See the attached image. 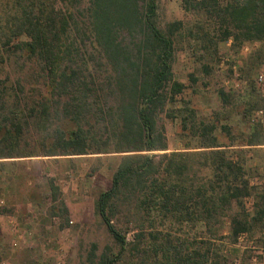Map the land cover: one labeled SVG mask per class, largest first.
<instances>
[{
  "label": "trees",
  "instance_id": "trees-1",
  "mask_svg": "<svg viewBox=\"0 0 264 264\" xmlns=\"http://www.w3.org/2000/svg\"><path fill=\"white\" fill-rule=\"evenodd\" d=\"M181 7L204 15L186 33L211 53L228 41L232 48L264 42V0H181ZM182 26L175 20L161 28L154 0H0V60L14 51L34 60L47 94L27 102L18 79L0 85V158L25 156L12 151L29 125L44 131L42 139L51 137L44 155L108 152L110 143L123 153L94 202L115 249L96 253L93 244L80 264H232L212 253L208 240L188 249L179 231L198 224L209 237L236 240L252 220H263L264 195L254 201L253 216L244 205L256 187L245 176L242 151L228 148L235 141L230 125L219 124L228 144L220 142L216 124L181 96L184 84L171 62L172 35ZM256 91L252 85L241 94L216 92L222 106L241 102L247 119V106L259 112L241 139L250 147L264 144V97ZM8 97L11 108L3 113ZM161 113L178 119L182 150L165 152ZM52 120L71 129H51ZM49 188L54 200L57 190ZM125 229L133 231L131 239Z\"/></svg>",
  "mask_w": 264,
  "mask_h": 264
},
{
  "label": "rangeland",
  "instance_id": "rangeland-1",
  "mask_svg": "<svg viewBox=\"0 0 264 264\" xmlns=\"http://www.w3.org/2000/svg\"><path fill=\"white\" fill-rule=\"evenodd\" d=\"M154 1L161 28L175 20L184 24L172 35V72L184 84L182 98L189 101L200 117L216 124L215 134L220 142L228 144L218 129L219 124L230 125L235 141L228 148L242 151L245 176L256 187L244 202L249 216H253L254 201H260L259 196L264 195V144L245 146L241 139L247 133V125L260 114L247 106L250 121L243 114L241 102L233 99L222 106L216 92L221 88L241 94L253 85L257 90L255 94L264 97V87L256 78L259 73L264 75V42H246L232 48L228 41L219 43L216 53H211L186 33L187 26L205 22L202 12L183 10L181 0ZM86 48L89 49L87 43ZM5 53L7 57L0 60V85L7 86L18 79L24 89L21 95H27L24 99L27 102L47 96L40 66L18 51ZM190 76L195 78L194 82H190ZM5 99L1 100L5 103L3 113L12 104L11 97ZM53 99L50 110L56 103ZM52 121L51 129L55 125L64 131L71 129L70 123ZM157 127L165 138V152L183 149L185 136L178 119L161 113ZM21 129L18 145L12 153L25 156L0 158V264H80L93 244L96 253L104 246L114 250L110 236L95 213L94 202L97 195L109 187L111 174L123 153L113 152L110 143L105 146L108 152L44 155L45 143H49L51 137L42 139L44 131L31 125ZM50 183L57 190L54 200ZM64 200L68 204L64 205L65 214L59 209ZM121 221L124 226L125 222ZM250 226L248 232L236 240L209 237L206 229L202 231L198 224H188L178 234L188 249L197 248L200 242L208 240L211 252L224 254L232 264H264V217L252 220ZM124 231L126 238L131 239L133 231ZM222 233H226L225 228L221 229Z\"/></svg>",
  "mask_w": 264,
  "mask_h": 264
},
{
  "label": "built area",
  "instance_id": "built-area-1",
  "mask_svg": "<svg viewBox=\"0 0 264 264\" xmlns=\"http://www.w3.org/2000/svg\"><path fill=\"white\" fill-rule=\"evenodd\" d=\"M257 82H259L260 84H262V86L264 87V75L263 74H257Z\"/></svg>",
  "mask_w": 264,
  "mask_h": 264
},
{
  "label": "crops",
  "instance_id": "crops-1",
  "mask_svg": "<svg viewBox=\"0 0 264 264\" xmlns=\"http://www.w3.org/2000/svg\"><path fill=\"white\" fill-rule=\"evenodd\" d=\"M63 203H64V205H68V204H67V202H66L65 200H64V202H63Z\"/></svg>",
  "mask_w": 264,
  "mask_h": 264
}]
</instances>
